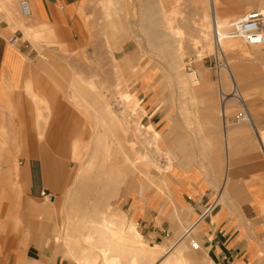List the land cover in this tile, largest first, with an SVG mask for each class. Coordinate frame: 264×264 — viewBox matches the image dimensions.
<instances>
[{"label":"crops","instance_id":"0c3cea01","mask_svg":"<svg viewBox=\"0 0 264 264\" xmlns=\"http://www.w3.org/2000/svg\"><path fill=\"white\" fill-rule=\"evenodd\" d=\"M19 1L0 0V132L13 128L18 155L30 158L37 151L52 149L48 146H74L79 133L71 145L65 129L72 117L71 106L55 85L64 78L55 72L70 68L39 61L38 48L45 43L70 47L76 39L74 22L81 0H27L32 9L28 18L22 16ZM142 5L156 3L142 0ZM34 35L40 42L34 41ZM55 47L46 50L54 53ZM151 80H139L136 97L144 109V127L158 138L151 145L160 147L161 168L126 203L136 230L144 242L145 238L162 242L156 245L170 253L180 252L186 260L184 245L196 242L209 264H264V157L257 144V128L262 123L254 113L253 123L245 130L235 121L228 127L213 90H199L183 100L195 105L181 112L168 110L161 95L151 89ZM206 86L213 88L214 84L208 79ZM33 95L44 96L45 101L49 97L52 114L46 126L37 121L40 109L45 111ZM36 161L40 162L31 161L23 168L18 165L17 173V179L21 174L27 176L32 196L45 193L48 187L66 188L70 162L47 169L43 159ZM46 198L50 204L37 210L42 218L55 214V200ZM168 244L175 246L170 249ZM18 257L15 264L20 258L26 264L22 255ZM54 264L65 263L56 259Z\"/></svg>","mask_w":264,"mask_h":264},{"label":"rangeland","instance_id":"374dc122","mask_svg":"<svg viewBox=\"0 0 264 264\" xmlns=\"http://www.w3.org/2000/svg\"><path fill=\"white\" fill-rule=\"evenodd\" d=\"M118 1L119 0H116L115 4L111 2L109 9H107L108 7L105 6L104 0H81L77 18L74 22V32L76 35V39L72 40V44L69 48L66 47V45L64 46L62 44L45 43L44 48H38L40 52L38 59L39 61L68 64L70 68L69 70L55 72L57 74L64 75V78L57 81L55 85L59 91H63L65 100H68L71 106L72 117L70 119V123H68L69 125L66 124L65 128L66 131H69L71 145L73 136L77 132V130L79 131V133L75 136L76 140H79L81 138V142L84 143L85 146L95 145L93 143V131L95 123L96 125L98 124V103L101 99V96H99L100 94L97 93H100V89L105 87L104 90H111V92H108V97L113 102L116 103L118 100H120V104L118 106L119 113L121 116L125 117L123 119L127 122H125L124 125H120L126 127L124 129H127L128 131L124 130L121 126H116V128L113 129V135L115 133L113 138H116L114 146H122L126 149V151H130L133 147H135L137 153H142V151L147 153L158 164L161 155L160 147L156 146L157 148H155L154 145H151L155 142L157 143L158 138L151 135L144 127L143 117L145 115L143 112L141 113L137 110L134 116L128 115L130 113L129 107L131 105L129 104L130 106L128 107L124 98L126 96H133L137 99L136 96L138 95L141 85L139 80L152 78L151 81L153 86L151 87V89H153L155 94L161 95V99L163 100V107H167V109L171 111L178 110L181 112L189 105H195L183 103L182 101L189 100L190 96L197 94L196 89L202 86V84H199L200 76H202V74L204 73L206 75V81L209 79L214 84V87L212 89L218 96L221 106L222 100L224 99L222 98V94L220 93V81L222 78L220 77V75L224 72L223 65L225 61H223V58L221 56L222 54H218V52L216 51L208 53L205 52V49L202 50V48L200 51L199 48H195L197 47V45L193 43L196 42L195 40H193V36L199 37L201 34V31H199V29L201 28L200 24L202 23L201 7L204 6L207 9L210 7V4H206V1L151 0L152 3H156V5L152 7L153 9H151L152 11H150L152 13L148 17L143 19H141L143 17L142 0L119 1L122 6L119 5ZM207 1L209 3L210 0ZM249 2L250 0H219L218 21L228 25L229 23L237 20L236 18L243 16L250 10L259 8V6H257L256 4H249ZM116 4L119 6H117ZM164 5H166V7H164ZM117 7L120 10L117 9ZM111 9L116 13H114L115 17L112 16L113 12L111 11ZM116 9L118 11H115ZM173 9H176V11L179 12L176 14V18L178 17L176 19V24L178 25L177 20L181 19L179 25L180 27H183L182 31L185 35L183 46L186 47V49L184 47V49L182 48L183 50L180 53V61L177 64L171 62L166 51L162 50L159 47L153 46L147 39L141 38L142 25L144 23L151 22L153 24V27H155L156 30H158L160 33H166L163 17L165 16L166 10L170 11ZM123 10L126 12V14ZM137 10H140V12H137ZM106 11L110 13L109 16L107 15ZM107 17L109 20L106 19ZM112 19L118 21L115 25H119L118 28L122 33L121 35L124 34L123 37L117 39L119 42L110 37V33L106 32L105 30V25L108 22H111ZM134 30H136L137 32H135ZM138 30H141V32H139ZM136 33H138L139 35ZM128 34L131 37L128 36ZM125 37L127 38L125 39ZM103 38H106V40H104ZM112 39L113 41H115H111ZM34 41L40 42V40L38 39H34ZM109 43L112 45H110ZM242 44L244 45V47L249 48V46H247L246 44ZM51 45L56 46L54 48V53H50L48 52V50H46V48H49ZM111 48H116V50L113 51L111 50ZM161 50L163 52H161ZM111 51H113V54L115 53L114 56L118 61V69H115L113 67V63H111ZM79 62H81V64H79ZM178 64L179 68L177 69L176 66ZM189 65L194 66L196 74H190L187 69ZM239 67L240 68L238 69V72L242 75L241 77L243 78V85L240 87V89L246 96V104L249 107L250 111H252L253 114H256V117L259 121L258 123H262L260 126H258V128L260 129V131L264 132V56L261 60H256L255 62L246 61ZM104 73L109 74V76H105H108L107 78H109L111 82L108 81L109 79L107 80L104 75H102ZM181 75L185 78L187 77L188 79L183 78ZM73 77L79 80H74ZM80 77L85 80H92L93 78V81L97 85L95 86V88H92V90L91 88H89L87 95L85 94L86 99L90 97L87 99L89 102V106H92V108L90 107V109H88V112L91 111L90 114L86 112L87 110H79L76 107L74 100L81 99L80 96L77 99L73 98V96L69 94L72 93L74 95L75 91L77 93V90H82V79H80ZM72 80H74V82ZM71 82L74 83V86ZM98 84H101V86ZM230 88L233 89L232 83ZM95 89L97 93L94 92ZM189 91H191L192 93H190ZM138 102L142 107L141 101ZM235 104L236 105H234L232 110L228 112V121H231L232 124H234V121L237 123H241V120L238 119V116L244 111L243 106L238 102V100H235ZM93 108L96 110L93 111ZM139 112L140 114L138 115ZM86 113L87 115H89L86 116ZM93 115L96 116L93 117ZM230 118H233L234 120H231ZM133 123H138V126L141 127V130L138 131L139 133L137 132V129H134L132 125ZM47 124H49V122ZM126 124H128V127L125 126ZM12 136H16L15 132H13V129H4L0 132V140L9 141H6V143L5 141H0V150H2L0 151V264H8V261L10 264H15L18 255L23 256L26 264H54L56 259L62 260L65 264H78V261L75 262L77 260L75 259V251L70 248L72 253L74 251V253L72 254L69 250L68 243H66L67 232L65 233V231H68V225L66 224L69 222V217L81 214L80 212H77L79 208H76V206H72L73 199L69 197H71L70 193H72V195L74 194V188L76 186L75 184L78 181L77 179L80 178L79 171L77 172L75 170L80 169L81 173V164H83V161L85 163L88 160V156H84V159L82 161H77L75 158H73V146H48L52 149H45L39 152L37 151L35 152V156L28 158L24 154L18 155L17 142L15 139L13 140ZM139 136L141 140L143 137L145 139L141 141ZM10 137L12 138L13 142H15V145L12 144L13 142H11ZM155 138L156 140H154ZM152 139L153 142L151 141ZM8 143H10V145ZM132 144H134V146ZM257 144L260 152L264 157V144L261 142L259 132L257 134ZM5 147L6 149H3ZM44 147L48 148L47 146ZM4 150L7 151L4 152ZM2 157L3 159H1ZM37 158L43 159L44 166L47 167V169H52L54 165L61 166V164H63L64 162H70L66 188L56 191L48 187V189L45 190V194L43 193V191H41V194H39L38 196H32L30 194L31 192L29 190L27 176L25 174H21L20 177L16 181H14L15 184L13 183V176H9L8 174L9 169H11L13 165L12 161H16L18 165L23 168L26 167L31 161L35 160V162H40L36 161ZM139 167L141 168V166ZM147 176L149 175L144 174L142 171L136 169L135 167L130 169V172H128L126 184L123 187L122 194L111 201V204L115 207L116 215H124L127 220L129 222H133V224H135L136 222L128 215L126 203L133 192L139 189V181L143 182L150 180V177L147 178ZM72 182L74 183V185ZM93 193V191L90 193V195H92L90 198L93 197ZM46 196H51L52 199L55 200V214L50 218H42V216H39L37 211L38 208H42L50 204ZM92 203L93 200H88L87 204L89 209L87 210L90 212V215H96L91 213L97 211V208L95 209V206H93ZM92 207H94V209ZM64 226L66 229L64 228ZM54 227H57L55 233L52 231ZM145 241L150 246L163 244L162 242L152 241L147 238H145ZM192 243L193 242H190L189 244L184 245L183 254L187 258L188 264H209L206 258L202 254H200L199 250L193 248ZM83 244L84 242H81L82 246H84ZM168 246L171 249L175 245L168 244Z\"/></svg>","mask_w":264,"mask_h":264},{"label":"bare ground","instance_id":"6f19581e","mask_svg":"<svg viewBox=\"0 0 264 264\" xmlns=\"http://www.w3.org/2000/svg\"><path fill=\"white\" fill-rule=\"evenodd\" d=\"M115 1L116 0H104L105 6L108 7L107 9H109L111 2L115 4ZM119 1H122V0H119ZM119 1H118L119 5L122 6ZM205 1H206V4H210L209 5L210 9L208 8L209 9L208 10L204 6L201 7V9H202V16H201L202 23L200 24L201 28L199 29V31H201V34L199 37L196 36L197 38L195 36H193L194 37L193 40L196 41L193 43L195 45H197V47H195V48H199L200 51L202 48V50L205 49V52H208V53L216 51V52H218V54L219 53L222 54L221 56L223 58V61H225V63L223 65L224 66V72H223V74H221L222 76L220 75V77H222L221 81H220V83H221L220 84L221 85L220 86V93L222 94V98L224 100H222L220 111H221V114L226 117L227 126L230 127L231 121L230 122L228 121L229 120L228 119V112H230V110H232L234 105H236L235 100H238V102L241 103V105L243 106V109H244V111L242 113H240V115L238 116V119L241 120V123H239L238 126H241L242 130H245L244 128H246L245 127L246 125H250L253 123V112L250 111L249 107L247 106L246 96L244 95L243 91H241V89H240V87L243 85V78L241 77L242 75L239 74L238 69L240 68L239 66L241 64H244V62H246V61L255 62L256 60H261L264 56V43L261 45H247L246 44L247 46H249V48H246L242 44L244 42L241 41L240 39H235V38H231V37L230 38L229 37L224 38L225 34L228 33L232 22L229 23L228 25H226V24H223L222 22L218 21L219 0H210L209 3L207 0H204V2ZM249 4H253V5L256 4L257 6H259V8H257V9L264 10V0H250ZM119 5H117V6H119ZM164 7H166V5H164ZM159 8H160V6H159ZM117 9H119V8L117 7ZM117 9L115 11H118ZM121 9H122V7H121ZM151 9H153V8L143 6V12H142L143 17L141 16L142 17L141 19L148 17L152 13V12H150V11H152ZM140 10H137V12H140ZM108 11H106V13L109 16L110 13ZM111 11L113 12L112 9H111ZM250 11H252V10H250ZM114 13L115 12H113V15H112L113 17H115ZM177 13H179V12H177L176 9H173L170 11L166 10L165 16L164 17L162 16L164 19V23H165L164 26H165L166 33H160L158 30H156L155 27H153V24L151 22L150 23H144L142 25V32H141V30H138L139 32H141V36H142L141 38L147 39L153 46L159 47L162 50L166 51L168 53V56H169V59L171 60V62L176 63V64L180 61L181 51L184 48L186 49V47L183 46L184 40H185V38H184L185 35L182 31L183 27L182 26L180 27V25H179V22L181 20L180 18H179L180 20H177L178 25L176 24V19L178 18V17L176 18ZM125 14H126V12H125ZM243 16H240L236 19L238 20V19L242 18ZM106 19H108V17ZM116 22H118V21L112 19L111 22H108L105 25L106 32H109L110 37L114 38L115 40L124 36V34L121 35L122 33L120 32V30L118 28L119 25L118 26L115 25ZM140 24H141V22H140ZM101 31H102V29H101ZM134 31L137 32L136 30H134ZM217 31L219 32V35L221 36V38L217 37ZM109 33H106V34H109ZM127 33H129V32H127ZM39 34H40L39 36H41V33H39ZM136 34H138V33H136ZM36 35H38V34H36ZM36 35H34V37L39 38V36H36ZM128 36H130V35L128 34ZM108 37H109V35H108ZM130 37H128V38H130ZM126 38L127 37H125V39ZM168 38H172V39H168ZM104 40H106V38ZM111 41H113V39ZM120 41H121V39H120ZM140 41H141V39H140ZM110 45H112V44H110ZM111 50L114 51V50H116V48H111ZM162 50H161V52H163ZM113 51H111L112 62L111 61L110 62L113 63V67L115 69H118V63H117L118 61L115 58V56H114L115 53L113 54ZM109 53H110V51H109ZM80 60H82V59H80ZM81 62H79V64H81ZM172 65H174V64H172ZM76 66H78V65H76ZM178 66H179V64L176 66L177 69L179 68ZM190 74H192V73H190ZM102 75H104V77L107 80L109 79V78H107L109 76V74L104 73ZM105 75H108V76H105ZM179 75H180V73H179ZM73 76H75V75H73ZM77 76H78V73H77ZM88 77H86V78H88ZM100 77H102V76H100ZM178 77H180V76H178ZM73 78H74V80L76 79L75 77H73ZM77 78H79V77H77ZM183 78H185V77H183ZM194 78H195V76H194ZM80 79H82L81 80L82 87H83L82 90L81 91L77 90V93L75 91L74 95L72 93H69V94H71L73 96V98H77V99L80 96L81 99L74 100L76 107L79 110H84V111L87 110L86 112L90 114L91 111L89 110L90 112H88V109H90V107L92 108V106H89V102L87 100L90 97H88L86 99L85 94L87 95L89 88H91V90H92V88H95V86H97V85L93 81V78H92V80L91 79L85 80V79L80 77ZM185 79H188V78L186 77ZM74 80H72V81L74 82ZM76 80H79V79H76ZM31 81H33V80H31ZM100 81H102V80H100ZM108 81H110V79ZM197 82H199V81H197ZM75 83H78V82H75ZM98 83H100V82H98ZM206 83H207L206 75L203 73L202 76H200V83H199V84H202V86L200 88L197 87L198 89H196V93L199 90H205L206 92L210 93V91L213 89L210 88L209 86H206ZM231 83H232L233 89L230 88ZM32 84H33V82H32ZM72 84L74 86V83H72ZM98 85L101 86V84H98ZM69 86H72V85H69ZM106 86H107V84H106ZM27 87L30 88V85ZM27 87H26V89H27ZM37 87H39V86H37ZM104 88L105 87L100 89L101 90L100 93L99 92L97 93L96 89L94 91L97 94H100L99 96H101V99L99 100V103H98V111H99L98 120L96 118V120L98 121V124L96 125V123H95L94 131H93V140H94L93 143L95 145L92 144L93 146H85L84 143L81 142L82 139L80 138L79 140H76L75 145L73 146L74 147V157L73 158H75L77 161H80V160L82 161L84 159L83 158L84 156H88V160L87 161L85 160L86 161L85 163H84V161L82 162L83 164H81L82 165L81 173H80V169L75 170L77 172L79 171V174H80L79 177L80 178L77 179L78 183L76 182V184H75L76 186L74 188V194L72 195V193H70L71 192L70 191L69 193L71 194V197L68 196L69 198L73 199V200L71 199L72 200V206H76V208H79L77 212L81 213L80 215L70 216L69 222L66 224V225H68L67 226L68 231L67 230L65 231V233L67 232L66 243H68V245H69V250L71 248L72 250L75 251V253L73 251V253L76 254L75 259H77L75 262L78 261V264H188V261L181 255L180 252L179 253H174V252L170 253L165 246H160V245L150 246V245H148L146 242L143 241L141 234L136 230V227L133 224V222H129L124 215H120V214L116 215L115 207L111 204V201L113 199L119 197L122 194L123 187L126 184L128 172H130V169L135 167L136 169H139L140 171H142L144 174H148L149 175V176H147V178H148L152 175V172H154V170H158L161 167H159L160 165H158L150 157V155H148L147 153H145L143 151H142V153H140V152L137 153L135 147H133L132 150H130V151L129 150L126 151V149L122 146H114L116 138L115 139L113 138V136L115 135V133L113 135V129L116 128V126L117 127L121 126V127H123V129L126 128V127L120 125V124L124 125V123L126 121H124V119H123L125 117L121 116L119 113L118 106L120 104L119 103L120 100H118L116 103L113 102L108 97V95H109L108 92H111V90L110 91H109V89L104 90ZM37 91H38V89H37ZM191 91H189V92L192 93ZM193 92H195V91H193ZM33 93H35V92H33ZM43 94H44V92H43ZM46 94H47V92H46ZM212 94H214V93H212ZM118 95H119V93H118ZM223 95H224V97H223ZM33 96H34L35 102H37L38 104L40 103L44 106L43 110L45 111V113H42V111H41L42 108L40 107L41 109H40L39 118L37 121L39 124L44 123V125L46 126V124L50 121V119H49L50 114H52V113H50V111H51V108H50L51 105H49L50 102L47 100L49 97L46 98L47 97L46 96L45 97L46 101H45V100H43L44 96L42 99L37 97L36 95H33ZM50 97L52 99L53 96H50ZM111 98H112V96H111ZM118 99H119V97H118ZM124 99H125L128 107L131 105L129 107L130 113L128 115L134 116L135 113L137 112V110L140 111L141 113L142 112L144 113V109L140 106L139 102L136 101L132 96H126ZM47 101L49 103H47ZM51 101H53V100H51ZM94 110H96V109L93 108V111ZM11 112H9V113L11 114ZM140 112L138 113V115L140 114ZM87 113L85 114L86 116L89 115V114L87 115ZM91 116H92V114H91ZM95 116L96 115H93V117H95ZM126 117H128V116H126ZM242 122H244V124ZM132 125H133L134 129H137V132L141 130V127L138 126V123L137 124L133 123ZM125 126L128 127V124H126ZM6 128H8V127H6ZM7 130H9V129H7ZM124 130H127V129H124ZM257 131L260 134L261 142L264 144V132L260 131L259 128H257ZM119 133H121V132H119ZM140 134H138V135H140ZM12 137H13V140L14 139L16 140V136H12ZM139 138H140V136H139ZM144 139L145 138L143 137L142 140H144ZM13 140L11 138V142H13ZM140 140H141V138H140ZM154 140H156V138ZM2 141L4 142L5 140H2ZM6 141H5V143H6ZM151 141L153 142V139ZM7 142H9V141H7ZM10 143H8V144L10 145ZM12 144L15 145V142H13ZM132 145L134 146V144H132ZM6 147L3 149H6ZM155 148H157V147L155 146ZM0 151H2V150H0ZM5 151H7V150H4V152ZM134 152H136V153H134ZM1 159H3V157ZM12 162H13V165H12L11 169H9L8 174H9V176H13L12 181L14 183V181L17 180L18 163L16 161H12ZM139 166H141V168ZM156 167H157V169H156ZM162 170H163V168H162ZM154 180H156V179H154ZM142 184H143V182L139 181V189L138 190L140 192H141ZM73 185H74V183H73ZM92 191L94 192L93 197L90 198L92 196V195H90V193ZM88 200H93L92 204H93V206H95V209L97 208L96 209L97 211H94V213L93 212H91V213L96 214V215H90V212L87 210V209H89L88 204H87ZM69 202H68V205H69ZM32 206H33V204H32ZM50 208H51V206H50ZM92 208L94 209V207H92ZM45 210H46V208H45ZM41 213H43V212H41ZM44 213H46V212H44ZM48 215L50 218V213ZM48 215H46V216H48ZM76 217H78V218H76ZM64 228H65V226H64ZM81 242H84V244H83L84 246L81 245ZM70 252H71V250H70ZM19 264H24L22 258H20Z\"/></svg>","mask_w":264,"mask_h":264},{"label":"built area","instance_id":"2783aa9c","mask_svg":"<svg viewBox=\"0 0 264 264\" xmlns=\"http://www.w3.org/2000/svg\"><path fill=\"white\" fill-rule=\"evenodd\" d=\"M20 12L23 17H30L32 13L31 5L27 0L19 1ZM217 37L221 38L219 32L217 31ZM231 37L235 39H240L247 45H261L264 43V10L255 9L242 18L233 21L231 27L224 38ZM188 71L190 73L196 74L193 65L188 66ZM45 194V193H44ZM194 249H199V244L196 242L192 243Z\"/></svg>","mask_w":264,"mask_h":264}]
</instances>
